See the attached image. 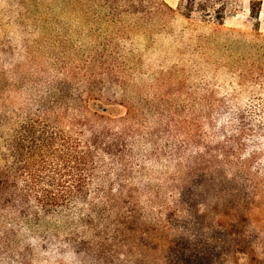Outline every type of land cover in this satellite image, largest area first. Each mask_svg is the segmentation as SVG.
Wrapping results in <instances>:
<instances>
[{
  "label": "trees",
  "instance_id": "16d2710c",
  "mask_svg": "<svg viewBox=\"0 0 264 264\" xmlns=\"http://www.w3.org/2000/svg\"><path fill=\"white\" fill-rule=\"evenodd\" d=\"M90 1L111 29L85 55L55 65L36 64L21 24L8 38L0 25V228L45 226L53 242L63 230L64 245L94 261L124 255L135 264L229 263L241 246L243 185L264 189L260 1L249 6L254 33L220 35L225 44L216 39L204 62L195 55L208 49L195 43L184 62L171 53L145 64L124 54L123 42L156 25L172 28L175 12L162 0ZM196 5L180 6L184 20L198 15L219 29L230 15L221 0ZM23 90L35 107L26 117L12 103ZM91 99L125 107L126 115L99 116ZM57 110L64 129L50 118ZM150 163L163 168L155 185ZM139 191L152 197L135 198Z\"/></svg>",
  "mask_w": 264,
  "mask_h": 264
},
{
  "label": "rangeland",
  "instance_id": "374dc122",
  "mask_svg": "<svg viewBox=\"0 0 264 264\" xmlns=\"http://www.w3.org/2000/svg\"><path fill=\"white\" fill-rule=\"evenodd\" d=\"M162 1L175 12L177 20H173L172 28L168 23L165 26L156 25L152 28V30L156 29V32L151 31L146 36L136 35L133 39L131 37L123 42L126 45V50H122L123 53L130 52L129 58L134 59L135 64L154 61L158 59V56L170 57L171 53L178 61L184 62L185 59L192 56L193 51L191 49L196 44L198 46L203 45L208 49H202L201 56L195 55L196 59L201 58L199 60L204 62L213 42L216 39L222 41L220 35L228 34L231 30H239L245 35L254 33V21L249 17L250 2L260 1L258 33L264 37V0H221L227 3L226 10L230 15L224 18L222 27L219 29L203 23L198 15H193L191 20H184L179 11L187 0ZM204 2L206 0H195L198 6ZM98 12L99 9L94 7V3L90 0H0V25L7 27L3 31V35L8 38L10 37L9 32L17 30L21 24L23 27L18 32L20 30L25 31L26 39L29 42L32 41L34 47L31 50L35 53L33 59H36V64L42 65L44 61L49 59L55 65L56 61L58 59L63 60L64 56L69 59L71 56L85 55L97 46L95 39L102 37L111 29L109 25L100 22L97 17ZM139 26L144 28L141 24ZM190 28L193 29L192 33ZM167 29H175L174 34L169 35L170 31ZM165 34L171 36L173 42L163 40L162 35L165 36ZM204 36L208 39L196 41ZM204 40H206L205 44L203 43ZM225 42L224 39L221 43L225 44ZM44 45L45 50L42 49ZM221 55L222 53H216L209 59L212 61ZM221 65L222 63H220V67ZM136 93L137 91H134L129 96L136 97ZM29 94L23 90L13 98L14 109L17 110L20 117L34 113L35 107H31L28 101ZM39 95H35L33 100L39 99ZM88 104L92 109L91 112H96L97 115L112 121L124 117L127 112L125 107L101 106L97 100L91 99ZM31 108H34L32 113ZM53 112L51 111L52 115ZM50 118L61 122L64 129V112L62 110H57L54 117ZM248 145L250 146L249 143ZM254 151H258V149H254ZM251 152L247 149L243 155ZM255 157L257 158L258 154ZM249 163H247V167L253 171V161L250 166ZM145 169L151 179V184H158L163 168L159 164L150 163ZM243 186L242 199L239 200L238 207V228L236 229L241 246L231 255L229 263L224 262L222 264H264V189L262 186L261 188H253L247 183H244ZM209 192L206 199L208 204H210L208 200L211 199L214 191ZM147 196L152 197L148 194ZM147 196L141 192L134 194L135 198ZM61 233L63 236L59 235V241L53 242L52 238H49L51 229L47 231L45 226L23 229L21 225L10 228L5 223L1 224L0 264H135L134 261L125 260L124 257L126 256L124 255L107 262L103 260L94 261L86 253L80 250L76 252L75 248L66 247L67 245L63 243V230Z\"/></svg>",
  "mask_w": 264,
  "mask_h": 264
}]
</instances>
